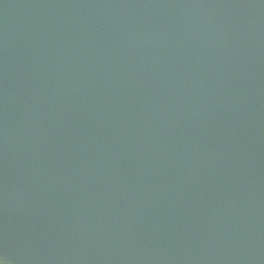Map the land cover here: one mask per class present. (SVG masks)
Instances as JSON below:
<instances>
[{"label":"water","instance_id":"1","mask_svg":"<svg viewBox=\"0 0 264 264\" xmlns=\"http://www.w3.org/2000/svg\"><path fill=\"white\" fill-rule=\"evenodd\" d=\"M0 241L264 264V0H0Z\"/></svg>","mask_w":264,"mask_h":264},{"label":"clouds","instance_id":"2","mask_svg":"<svg viewBox=\"0 0 264 264\" xmlns=\"http://www.w3.org/2000/svg\"><path fill=\"white\" fill-rule=\"evenodd\" d=\"M19 264V262L14 259L9 253H5L4 255H0V264Z\"/></svg>","mask_w":264,"mask_h":264},{"label":"snow or ice","instance_id":"3","mask_svg":"<svg viewBox=\"0 0 264 264\" xmlns=\"http://www.w3.org/2000/svg\"><path fill=\"white\" fill-rule=\"evenodd\" d=\"M5 253H8V251L5 248V246L3 245V242L0 241V255H4ZM9 264H10V262H9Z\"/></svg>","mask_w":264,"mask_h":264}]
</instances>
